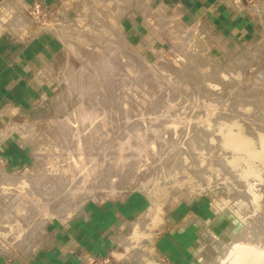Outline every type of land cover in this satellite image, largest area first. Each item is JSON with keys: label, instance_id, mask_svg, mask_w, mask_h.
Segmentation results:
<instances>
[{"label": "rangeland", "instance_id": "obj_1", "mask_svg": "<svg viewBox=\"0 0 264 264\" xmlns=\"http://www.w3.org/2000/svg\"><path fill=\"white\" fill-rule=\"evenodd\" d=\"M117 1L116 17L104 0H74L49 22L25 7L19 32L2 36L48 35L51 54L33 110L3 109L4 132L32 158L2 167L0 253L29 256L87 204L136 194L157 224L212 207L209 264L237 239L264 244V36L223 54L173 25L149 51L126 36Z\"/></svg>", "mask_w": 264, "mask_h": 264}, {"label": "crops", "instance_id": "obj_2", "mask_svg": "<svg viewBox=\"0 0 264 264\" xmlns=\"http://www.w3.org/2000/svg\"><path fill=\"white\" fill-rule=\"evenodd\" d=\"M35 1L0 0V174H3L2 167L24 166L32 158L14 140L17 132L12 128L4 132L3 109L14 108L20 114L33 110L31 100L39 94L38 81L49 66L51 39L47 35L13 41L2 36L19 32V14L26 15L24 8ZM43 1L50 10L55 5L61 8L63 3L67 4V13L74 4V0ZM104 1L109 15L116 17L118 1ZM123 1L127 10L121 23L126 36L149 51L164 45L160 36L166 27L173 25L194 29L208 40L212 51L223 54L240 45L260 41L264 36V0L249 9L236 8L229 0ZM63 13L66 19V12ZM29 32L32 29L27 27L25 34ZM147 207L146 199L138 194L120 202L89 203L53 232L51 240L36 252L25 257L0 253V264H82L74 254L78 247L96 258L115 253L123 264H209L212 261L201 237L203 226L209 231L207 228L213 225L212 207L174 209L165 224L145 218ZM207 238V242L215 241ZM235 242L232 248L228 247L221 264H264L261 239L249 244H241L238 239Z\"/></svg>", "mask_w": 264, "mask_h": 264}, {"label": "built area", "instance_id": "obj_3", "mask_svg": "<svg viewBox=\"0 0 264 264\" xmlns=\"http://www.w3.org/2000/svg\"><path fill=\"white\" fill-rule=\"evenodd\" d=\"M231 5L236 8H241L242 6L246 9L255 7L262 0H229ZM243 3V5L241 4ZM50 8L43 0L35 1L28 8V13L30 16L38 22L44 21L49 15ZM74 254L81 259L82 264H123L122 260L115 254L110 253L109 255L101 258L92 257L88 252L81 247H78ZM89 258V263H86L85 258Z\"/></svg>", "mask_w": 264, "mask_h": 264}, {"label": "water", "instance_id": "obj_4", "mask_svg": "<svg viewBox=\"0 0 264 264\" xmlns=\"http://www.w3.org/2000/svg\"><path fill=\"white\" fill-rule=\"evenodd\" d=\"M241 4L243 5L242 2H241ZM49 15H50L51 17H53V18H56V19H59V20H64V15H62V16H58V14L56 13V11H55L54 9H51V10L49 11ZM45 20H46V22H49V21H50V18L47 17Z\"/></svg>", "mask_w": 264, "mask_h": 264}, {"label": "bare ground", "instance_id": "obj_5", "mask_svg": "<svg viewBox=\"0 0 264 264\" xmlns=\"http://www.w3.org/2000/svg\"><path fill=\"white\" fill-rule=\"evenodd\" d=\"M163 224H164V223H163ZM245 236H246V235H245ZM248 236H249V235H248ZM126 239H127V238H126ZM249 239H250V238H249ZM131 240H133V239H131ZM255 256H256V255H255ZM260 256H261V255H260ZM260 256H258V257H260ZM261 257L264 259L263 256H261ZM86 258H87V259H86ZM86 258H85V261L89 263V258H88V257H86ZM257 259H258V258H257ZM257 259H256V260H257Z\"/></svg>", "mask_w": 264, "mask_h": 264}]
</instances>
